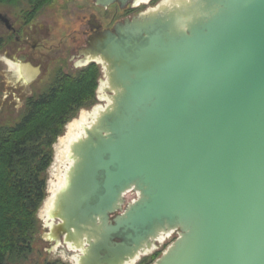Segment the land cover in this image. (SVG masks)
I'll return each instance as SVG.
<instances>
[{"label":"water","instance_id":"water-1","mask_svg":"<svg viewBox=\"0 0 264 264\" xmlns=\"http://www.w3.org/2000/svg\"><path fill=\"white\" fill-rule=\"evenodd\" d=\"M80 53L107 103L68 144L45 240L136 264L175 233L153 264H264V0H163Z\"/></svg>","mask_w":264,"mask_h":264},{"label":"trees","instance_id":"trees-1","mask_svg":"<svg viewBox=\"0 0 264 264\" xmlns=\"http://www.w3.org/2000/svg\"><path fill=\"white\" fill-rule=\"evenodd\" d=\"M18 1L5 3L17 6ZM26 1L35 7V14L54 2ZM99 77L95 64L74 74L57 73L42 94L26 101L19 122L0 127V264H29L37 251V213L46 198L52 146L79 110L94 105ZM158 256L152 254L137 264H150Z\"/></svg>","mask_w":264,"mask_h":264},{"label":"flooded vegetation","instance_id":"flooded-vegetation-1","mask_svg":"<svg viewBox=\"0 0 264 264\" xmlns=\"http://www.w3.org/2000/svg\"><path fill=\"white\" fill-rule=\"evenodd\" d=\"M84 1L86 7L80 9L74 6V0H54L55 4L58 2L64 4L62 13H65L70 6L82 15L77 19L73 15L74 20L69 27V19L66 21L64 16L62 19L54 18L51 24L48 21L40 23L41 18L44 20L45 11L52 5L35 14V7L26 0H19L17 6L2 0L0 3V64L4 67V71L16 78L18 83L32 86L42 83L45 77L49 78L50 69L55 77L57 73H65L64 70L67 71L73 61L72 70L93 64L86 63L88 57L81 55V50L86 48L90 36L102 31H110L117 22L116 12L123 9L113 5L104 9L108 11L113 8L114 12L111 15H102L101 9L94 5L93 0ZM128 8L131 7H126L124 10ZM73 29H78L76 34L70 32ZM53 79L47 87L51 85Z\"/></svg>","mask_w":264,"mask_h":264},{"label":"rangeland","instance_id":"rangeland-1","mask_svg":"<svg viewBox=\"0 0 264 264\" xmlns=\"http://www.w3.org/2000/svg\"><path fill=\"white\" fill-rule=\"evenodd\" d=\"M68 1H71V0H68ZM74 1H75L74 6H76V8L80 7V9H82V8L84 9L86 7V2L84 0H74ZM162 1L163 0H153L149 4L139 6L138 8H128L126 10L123 9V11L118 10L116 12L115 20L118 22V21H122L125 18H130L131 16L139 14L141 12H144L147 9H152V8L156 7ZM63 6H64V4H61V2H58L56 4L52 3V6L50 7V9H47L45 11V14L43 16L44 20H43V18H41L40 23H42V22L44 23V22L48 21L51 24L53 22L52 20H54V18L61 17V19H62V16H64V18L66 17L65 18L66 21H67V19H69V27H70V25L73 23V20H74V19H72L73 15L76 19H77V17L81 18L82 15L78 14L76 12L77 10H75L74 8H70V6L68 7V9L65 13H62V11H64ZM141 8H143V9H141ZM113 12H114L113 8H110L108 11L107 10L104 11V9L100 10V13L102 15L103 14L104 15H106V14L111 15ZM77 30L78 29H73V30H70V32H72V34H76ZM79 31H80V29H79ZM73 64H74V61L69 65L67 71L64 70L65 73L74 74V73H77L83 69V68H77V69L72 70L71 66H73ZM4 70H5L4 67L0 64V127L13 126L17 122H19L24 111H25L26 101L31 97H35V96L42 94L43 91L48 88L47 87L48 83L54 77V73L51 72L52 69H50L49 70L50 71L49 78L46 79V77H45L43 79L42 83L35 84L32 86H26L22 82L18 83L16 81V78H13L12 76L8 75V73L5 72ZM104 81H105V78H104V75L102 74V69L100 68V77L98 80V88H97L96 93H95L94 105L90 108L79 110L77 112L76 116L71 121H69L67 123V125L64 127L63 134L57 138L56 142L52 146L53 158H52V163H51V165L47 171L46 198H45L44 202L42 203V205L39 208L38 213H37V218L40 222L39 231L35 236V243H34L35 250H37V251L35 252V254L32 255L31 262L29 261L30 262L29 264H43L45 262L52 263V262H56V261H59L61 264H73L72 258H73L74 254L70 253V254H66L65 256H63L61 254V250H63L65 247L52 246L45 240L44 235L46 234L47 231L43 228V220L40 217V211H41L44 203L46 202V200L49 196V192H48L49 191V183L51 181L56 182L58 175H60V172L63 169V167L61 165L55 163V160H56L55 157H57L56 147L59 144V138H61L65 135L66 128H67L68 124H70L74 120H77L79 118V115L81 114V112L89 113V112H92L95 108H99V107L104 108L105 107L107 102L103 98V94L100 91V87L102 86ZM54 168H55V170H54ZM54 175L56 177H54ZM136 198H137L136 194H134L132 192L127 193L124 197L125 204L130 203L132 201H135ZM55 247L57 249H55ZM164 250H165V248H162L158 251H153V252L151 251L152 253H149L146 256L141 257L140 260L143 258H148V257L152 256V254H155V253H158L160 256L164 252ZM75 252H77V251H75ZM78 255H79V252H77V256ZM153 262L150 264H153Z\"/></svg>","mask_w":264,"mask_h":264},{"label":"bare ground","instance_id":"bare-ground-1","mask_svg":"<svg viewBox=\"0 0 264 264\" xmlns=\"http://www.w3.org/2000/svg\"><path fill=\"white\" fill-rule=\"evenodd\" d=\"M151 1H153V0H141L140 1L141 3L139 6L147 5ZM139 6H136V8ZM103 85L104 84H102L101 88L103 87ZM99 108H95L92 112H89V113L81 112V114L79 115V118L77 120H74L73 122L68 124V126L66 128L65 135L63 137L59 138V144L56 147L57 154L55 153L57 155V157H55V159H56L55 163L61 165L63 167V169L61 170L60 175H58L57 181L56 182L51 181L49 183V191H48L49 196H48L46 202L44 203V205L40 211V217L43 221L47 216V212L50 209L51 202H52V199L54 198L55 193L57 192L59 187L63 184L65 172L67 171L68 167L70 166V162L66 158L67 152H68V144L72 140H74V139L78 138L80 135H82L83 127L88 126V124H90L92 122L95 114L97 113V109H99ZM54 170H55V168H54ZM54 177H56V176L54 175ZM55 249H57V248L55 247ZM70 253L74 254L73 258H72V262H73V264H75L77 262V252L72 250L70 247H67V248H64L63 250H61V254L63 256H65L66 254H70Z\"/></svg>","mask_w":264,"mask_h":264},{"label":"built area","instance_id":"built-area-1","mask_svg":"<svg viewBox=\"0 0 264 264\" xmlns=\"http://www.w3.org/2000/svg\"><path fill=\"white\" fill-rule=\"evenodd\" d=\"M175 236L174 233H170L167 234L163 237H161L158 241H157V246L153 249L154 251H158L160 249H162V247L169 241H171L173 239V237Z\"/></svg>","mask_w":264,"mask_h":264}]
</instances>
